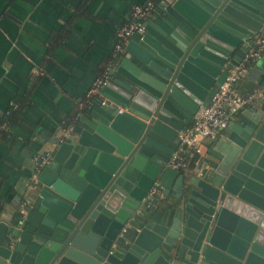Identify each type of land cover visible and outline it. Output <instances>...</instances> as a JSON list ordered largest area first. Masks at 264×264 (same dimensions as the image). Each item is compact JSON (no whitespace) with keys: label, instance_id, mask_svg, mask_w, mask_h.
I'll return each mask as SVG.
<instances>
[{"label":"water","instance_id":"obj_1","mask_svg":"<svg viewBox=\"0 0 264 264\" xmlns=\"http://www.w3.org/2000/svg\"><path fill=\"white\" fill-rule=\"evenodd\" d=\"M156 11L39 160L25 202L0 213V264H264V95L190 172L168 165L252 45L264 0Z\"/></svg>","mask_w":264,"mask_h":264},{"label":"crops","instance_id":"obj_2","mask_svg":"<svg viewBox=\"0 0 264 264\" xmlns=\"http://www.w3.org/2000/svg\"><path fill=\"white\" fill-rule=\"evenodd\" d=\"M148 1L163 18L152 0H0V213L25 202L38 159L50 155L70 118L99 93L88 91L110 75L127 44L116 50L119 28L134 21L133 5ZM253 90L264 95V52L237 84L241 95ZM257 106L240 109L228 124L238 125ZM218 136L226 137L225 129Z\"/></svg>","mask_w":264,"mask_h":264},{"label":"built area","instance_id":"obj_3","mask_svg":"<svg viewBox=\"0 0 264 264\" xmlns=\"http://www.w3.org/2000/svg\"><path fill=\"white\" fill-rule=\"evenodd\" d=\"M153 10L154 4L151 1L132 6L134 21L119 28L117 32L119 41L116 44V50L121 51L133 34L143 32L142 23L151 16ZM263 52L264 24L255 33L253 43L247 53L236 65H232L229 69L225 80L217 88L215 94L210 96L207 103H203L197 108L193 115L192 123L179 131L178 147L168 161V165L172 169L179 172L191 170V162L197 163L206 142L216 138L240 109L252 106L263 97V92L259 90H253L246 95H241L237 91V84L246 74L249 65L255 62ZM105 80V77L95 80L88 94L91 95L96 92L104 84ZM118 112L120 113L121 109ZM40 159L46 162L48 157H41L38 161ZM159 193L160 187L154 185L148 196H155Z\"/></svg>","mask_w":264,"mask_h":264},{"label":"trees","instance_id":"obj_4","mask_svg":"<svg viewBox=\"0 0 264 264\" xmlns=\"http://www.w3.org/2000/svg\"><path fill=\"white\" fill-rule=\"evenodd\" d=\"M152 1L158 3L160 0H152ZM16 116H17V110L16 111H12L9 114H7V116L4 118V121L7 122V123H10L11 121H13L16 118ZM193 165H194V161L191 162L190 166L192 167Z\"/></svg>","mask_w":264,"mask_h":264},{"label":"flooded vegetation","instance_id":"obj_5","mask_svg":"<svg viewBox=\"0 0 264 264\" xmlns=\"http://www.w3.org/2000/svg\"><path fill=\"white\" fill-rule=\"evenodd\" d=\"M191 168H192V167H191ZM191 168H190V169H191ZM189 171H191V170H189ZM182 173H186V172H182ZM187 173H188V171H187Z\"/></svg>","mask_w":264,"mask_h":264}]
</instances>
